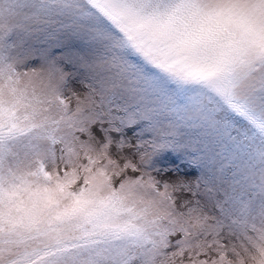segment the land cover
Listing matches in <instances>:
<instances>
[{"label":"snow or ice","instance_id":"snow-or-ice-1","mask_svg":"<svg viewBox=\"0 0 264 264\" xmlns=\"http://www.w3.org/2000/svg\"><path fill=\"white\" fill-rule=\"evenodd\" d=\"M0 264H264V0H0Z\"/></svg>","mask_w":264,"mask_h":264}]
</instances>
